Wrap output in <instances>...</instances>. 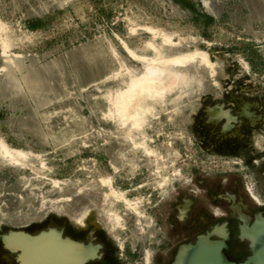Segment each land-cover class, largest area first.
<instances>
[{
  "label": "rangeland",
  "instance_id": "374dc122",
  "mask_svg": "<svg viewBox=\"0 0 264 264\" xmlns=\"http://www.w3.org/2000/svg\"><path fill=\"white\" fill-rule=\"evenodd\" d=\"M259 228L264 0H0V264L11 234L180 264L222 230L244 264Z\"/></svg>",
  "mask_w": 264,
  "mask_h": 264
},
{
  "label": "bare ground",
  "instance_id": "6f19581e",
  "mask_svg": "<svg viewBox=\"0 0 264 264\" xmlns=\"http://www.w3.org/2000/svg\"><path fill=\"white\" fill-rule=\"evenodd\" d=\"M50 232H54V234L46 232L38 237L11 234L8 240L14 246V250H21L25 264H80L84 261L85 251L88 247L70 239H63L61 236L55 235L58 234L55 231ZM250 237L256 252V259L260 264H264V230L261 228L251 229ZM202 240L197 246L183 249L184 255L181 254V256L185 257L180 264H226V261L220 260L217 255L212 257V262L206 261V251H210L213 243L208 239L204 241L203 238Z\"/></svg>",
  "mask_w": 264,
  "mask_h": 264
},
{
  "label": "water",
  "instance_id": "95a60500",
  "mask_svg": "<svg viewBox=\"0 0 264 264\" xmlns=\"http://www.w3.org/2000/svg\"><path fill=\"white\" fill-rule=\"evenodd\" d=\"M263 221V220H262ZM225 233L223 234V241H213L210 239L209 236H202L199 238L198 242L196 244H190V245H187V246H196L200 240L202 238H207L208 240H210L213 244V246L211 247L210 251H206V261H210L212 262V257H215V255H217V257L220 259V260H225L226 261V264H236V263H233V262H230L227 258V256L224 254V249L226 248V243H225V239H227L228 235L226 233L225 230H222V233ZM252 241V240H251ZM253 243V242H252ZM187 246H183L184 248H186ZM182 247V248H183ZM183 249H181L182 251ZM254 251V250H253ZM181 253V252H180ZM212 255H210V254ZM180 255V254H179ZM177 262V261H176ZM176 264V263H175ZM244 264H259L258 260L256 259V252H254V256L246 263Z\"/></svg>",
  "mask_w": 264,
  "mask_h": 264
}]
</instances>
